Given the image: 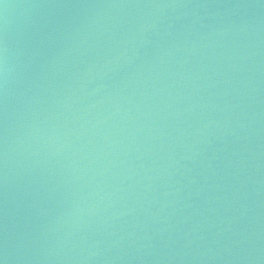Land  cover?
Listing matches in <instances>:
<instances>
[{
	"label": "water",
	"instance_id": "1",
	"mask_svg": "<svg viewBox=\"0 0 264 264\" xmlns=\"http://www.w3.org/2000/svg\"><path fill=\"white\" fill-rule=\"evenodd\" d=\"M0 264H264V0H0Z\"/></svg>",
	"mask_w": 264,
	"mask_h": 264
}]
</instances>
